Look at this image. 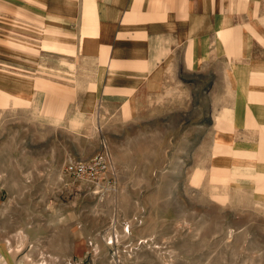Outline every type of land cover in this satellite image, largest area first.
Segmentation results:
<instances>
[{
	"label": "rangeland",
	"instance_id": "rangeland-1",
	"mask_svg": "<svg viewBox=\"0 0 264 264\" xmlns=\"http://www.w3.org/2000/svg\"><path fill=\"white\" fill-rule=\"evenodd\" d=\"M191 80L84 117L75 80L0 99V264H264V175L215 169L213 102ZM97 156L101 180L66 173Z\"/></svg>",
	"mask_w": 264,
	"mask_h": 264
},
{
	"label": "crops",
	"instance_id": "crops-1",
	"mask_svg": "<svg viewBox=\"0 0 264 264\" xmlns=\"http://www.w3.org/2000/svg\"><path fill=\"white\" fill-rule=\"evenodd\" d=\"M47 75L75 80L79 117L197 79L215 169L264 175V0H0V99L45 102Z\"/></svg>",
	"mask_w": 264,
	"mask_h": 264
},
{
	"label": "built area",
	"instance_id": "built-area-1",
	"mask_svg": "<svg viewBox=\"0 0 264 264\" xmlns=\"http://www.w3.org/2000/svg\"><path fill=\"white\" fill-rule=\"evenodd\" d=\"M107 170V160L103 156H97L89 162L70 163L65 168L66 173L73 178L92 181L101 180ZM125 231L128 232V229Z\"/></svg>",
	"mask_w": 264,
	"mask_h": 264
},
{
	"label": "bare ground",
	"instance_id": "bare-ground-1",
	"mask_svg": "<svg viewBox=\"0 0 264 264\" xmlns=\"http://www.w3.org/2000/svg\"><path fill=\"white\" fill-rule=\"evenodd\" d=\"M247 169V168H246ZM40 264H45L43 261H42V263H40ZM47 264V263H46Z\"/></svg>",
	"mask_w": 264,
	"mask_h": 264
}]
</instances>
